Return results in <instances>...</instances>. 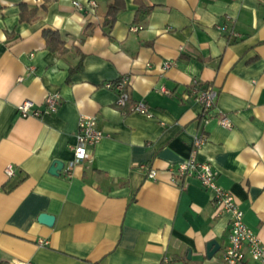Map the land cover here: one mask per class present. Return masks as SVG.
Segmentation results:
<instances>
[{
  "label": "crops",
  "instance_id": "0c3cea01",
  "mask_svg": "<svg viewBox=\"0 0 264 264\" xmlns=\"http://www.w3.org/2000/svg\"><path fill=\"white\" fill-rule=\"evenodd\" d=\"M90 1L0 0V264H223L230 213H215L196 178L172 181L166 170L201 132L197 159L264 243V0H145L153 9L138 18L125 0L110 27L111 0ZM122 76L128 100L118 106L104 83ZM193 80L217 90L215 112L230 127L202 122ZM50 93L58 106L46 113ZM24 100L41 114L21 116ZM137 102L150 116L131 111ZM81 115L103 136L68 175ZM211 240L219 247L207 255Z\"/></svg>",
  "mask_w": 264,
  "mask_h": 264
},
{
  "label": "built area",
  "instance_id": "2783aa9c",
  "mask_svg": "<svg viewBox=\"0 0 264 264\" xmlns=\"http://www.w3.org/2000/svg\"><path fill=\"white\" fill-rule=\"evenodd\" d=\"M75 6L81 7L78 2H73ZM91 6H96V3L91 0ZM139 26H132V30L138 29ZM221 29H225V25H220ZM168 65V64H166ZM128 81L127 76H122L115 82H105L104 86L112 88L116 92L115 103L118 106H123L128 100V93L125 89V84ZM163 91H166L162 88ZM217 90L210 85L199 84L197 80H193L190 94L201 104V119L203 123L210 120H215L217 124L223 127H230L229 118L220 112H215V100ZM58 94L50 93L45 98L44 112L53 113L57 110ZM32 101L24 100L18 104L17 109L21 116L28 115L39 116L40 110L32 109ZM131 111L150 116L148 107L142 103H134ZM103 133L97 126L95 116L81 115L78 120L77 130L75 134V143L72 145L73 159L70 160L65 168L68 175L71 174V169L75 163L90 159L89 148L97 144L102 138ZM207 140L205 132L198 133L194 136L191 152L189 156L182 161L170 165L166 170L170 174L171 180L183 177L196 178L201 186L211 192L212 202L215 206V213L222 211L230 213V226L228 230V242L222 251L223 264H240L247 256L258 264H264V243L258 236L246 225L243 220V211L240 209L234 196L225 188L221 187L216 181V172L211 164L206 161H200L196 157V150L202 146ZM141 168H146V165L141 164ZM5 172L8 175L13 173L12 167L7 165ZM147 176L155 179L157 170L153 167L147 169ZM10 264H26L20 260H13ZM29 264V263H27Z\"/></svg>",
  "mask_w": 264,
  "mask_h": 264
},
{
  "label": "trees",
  "instance_id": "16d2710c",
  "mask_svg": "<svg viewBox=\"0 0 264 264\" xmlns=\"http://www.w3.org/2000/svg\"><path fill=\"white\" fill-rule=\"evenodd\" d=\"M133 2L137 4L136 18L141 15H147L153 9V4L147 3L145 0H133ZM124 8L125 0H111L103 13L104 25L108 27L112 26L117 14ZM24 18L25 17L21 14V19ZM43 34L46 39L47 46H49L52 50L61 48L63 41L56 31L46 30Z\"/></svg>",
  "mask_w": 264,
  "mask_h": 264
},
{
  "label": "water",
  "instance_id": "95a60500",
  "mask_svg": "<svg viewBox=\"0 0 264 264\" xmlns=\"http://www.w3.org/2000/svg\"><path fill=\"white\" fill-rule=\"evenodd\" d=\"M62 162L59 160H53V162L51 163L50 167H49V171L52 173H56L57 171H59L62 167ZM39 221L50 225L53 221V217L51 215L45 214V213H41L39 214L38 217ZM218 244L215 240H211L207 243V247H206V252L207 255H211L212 253H214L217 249H218Z\"/></svg>",
  "mask_w": 264,
  "mask_h": 264
}]
</instances>
